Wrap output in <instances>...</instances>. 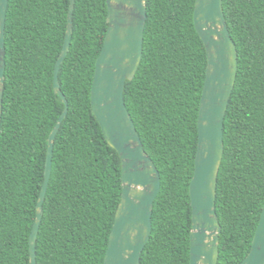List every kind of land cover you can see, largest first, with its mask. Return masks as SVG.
Returning <instances> with one entry per match:
<instances>
[{"label":"trees","instance_id":"1","mask_svg":"<svg viewBox=\"0 0 264 264\" xmlns=\"http://www.w3.org/2000/svg\"><path fill=\"white\" fill-rule=\"evenodd\" d=\"M196 0H147L142 63L125 101L161 174L153 229L140 264H190V182L207 53ZM71 0H9L0 126V264H31L29 237L45 180L48 138L65 109L54 91ZM238 49L217 186L218 264L248 255L264 207V0H223ZM107 0H75L59 81L69 111L55 138L37 264H104L122 195V161L92 110Z\"/></svg>","mask_w":264,"mask_h":264},{"label":"water","instance_id":"2","mask_svg":"<svg viewBox=\"0 0 264 264\" xmlns=\"http://www.w3.org/2000/svg\"><path fill=\"white\" fill-rule=\"evenodd\" d=\"M8 6L9 0H0V126L5 93ZM74 6L75 0H71L65 39L54 68V91L66 106L48 138L45 180L29 237L31 264H37L36 245L52 175L55 138L69 111L59 73L71 46ZM107 6L108 30L96 60L91 104L106 140L120 155L122 195L104 264H140L152 234L161 174L145 150L128 110L125 87L142 63L148 7L147 0H107ZM194 23L206 48L207 67L197 121L195 169L190 182V264H218L222 225L217 214V186L225 152V117L238 73V49L229 31L223 0H196ZM240 264H264V207L251 249Z\"/></svg>","mask_w":264,"mask_h":264}]
</instances>
